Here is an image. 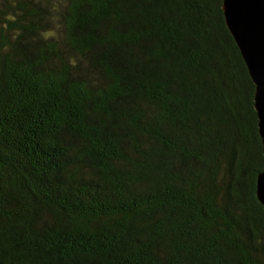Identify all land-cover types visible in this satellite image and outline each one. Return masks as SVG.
<instances>
[{"label":"trees","instance_id":"trees-1","mask_svg":"<svg viewBox=\"0 0 264 264\" xmlns=\"http://www.w3.org/2000/svg\"><path fill=\"white\" fill-rule=\"evenodd\" d=\"M221 5L0 0V264H264Z\"/></svg>","mask_w":264,"mask_h":264},{"label":"water","instance_id":"water-1","mask_svg":"<svg viewBox=\"0 0 264 264\" xmlns=\"http://www.w3.org/2000/svg\"><path fill=\"white\" fill-rule=\"evenodd\" d=\"M221 10L254 85L253 108L264 155V0H222ZM256 198L264 207V169L257 176Z\"/></svg>","mask_w":264,"mask_h":264}]
</instances>
